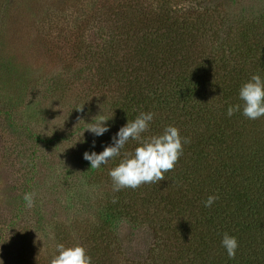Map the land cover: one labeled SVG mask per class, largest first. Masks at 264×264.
Returning a JSON list of instances; mask_svg holds the SVG:
<instances>
[{
  "label": "trees",
  "instance_id": "16d2710c",
  "mask_svg": "<svg viewBox=\"0 0 264 264\" xmlns=\"http://www.w3.org/2000/svg\"><path fill=\"white\" fill-rule=\"evenodd\" d=\"M21 5L51 15L52 29L70 30V58L89 70L87 101L110 112L112 127L95 137L94 147L91 141L89 152L110 145L140 111L154 113L142 135L173 125L189 143L164 180L135 190L112 191L108 173L121 157L97 169L84 160V177L94 190L83 205L93 212L67 223L50 221V248L26 229L17 264H49L58 243L83 245L92 264H264V117L226 115L239 102L240 84L253 73L264 76V13L227 17L215 0H22ZM83 21L91 27L86 30ZM77 75L80 79V71ZM55 80L54 90L66 97L67 83ZM135 146L130 140L122 154ZM213 194L219 199L204 207ZM117 221L152 236L144 261L125 259L113 230ZM225 232L239 244L232 259L220 244Z\"/></svg>",
  "mask_w": 264,
  "mask_h": 264
},
{
  "label": "rangeland",
  "instance_id": "374dc122",
  "mask_svg": "<svg viewBox=\"0 0 264 264\" xmlns=\"http://www.w3.org/2000/svg\"><path fill=\"white\" fill-rule=\"evenodd\" d=\"M215 1L217 10L227 17L264 13V0ZM20 3L22 0H0V260L3 264H17L26 229L50 248V221L59 219L67 223L71 217L83 219L93 212L83 205L94 190L85 178L83 153L93 148L91 141L99 136L85 128L91 119L101 115L107 118L110 114L105 106L90 105L91 101H87L90 100L85 91L90 83L89 70L70 58L66 49L70 30H62L60 25L52 29L55 22L51 15L35 14ZM85 26L87 30L91 24ZM86 34L89 40L96 41L94 35ZM58 76L68 85L63 98L54 90ZM80 103L86 106L79 111ZM106 123L108 128L112 127L110 118ZM25 192L34 194L31 208L22 199ZM113 230L125 259L135 263L147 258L153 246L147 230L126 221H117Z\"/></svg>",
  "mask_w": 264,
  "mask_h": 264
},
{
  "label": "clouds",
  "instance_id": "9594fccd",
  "mask_svg": "<svg viewBox=\"0 0 264 264\" xmlns=\"http://www.w3.org/2000/svg\"><path fill=\"white\" fill-rule=\"evenodd\" d=\"M237 95L239 102L227 107L228 117L237 112L249 120L264 117V76L260 73L251 74L240 84ZM153 117L154 113L151 111H140L134 119H127L112 137V143L105 146L102 151L83 153V158L89 162L91 169L100 168L113 158L121 157L108 173L112 180L113 192L124 188L135 190L142 184H158L165 179V173L174 168L183 153V144L189 143L186 137L180 136L179 130L173 125L165 126L157 134L142 135L148 132ZM109 118L101 115L95 120L91 119L85 129L94 136H101L108 131L106 121ZM130 140L135 141L136 146L132 151H123L122 154ZM22 199L26 207L33 206V193L25 192ZM218 199V195H208L203 201L204 207H211ZM220 244L229 259L235 257L239 244L234 235L223 233ZM0 264H3V260H0ZM49 264H92V258L83 245L58 243Z\"/></svg>",
  "mask_w": 264,
  "mask_h": 264
}]
</instances>
